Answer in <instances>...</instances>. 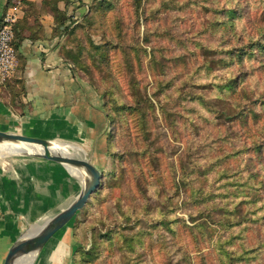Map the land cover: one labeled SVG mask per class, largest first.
I'll return each instance as SVG.
<instances>
[{
  "label": "rangeland",
  "instance_id": "rangeland-1",
  "mask_svg": "<svg viewBox=\"0 0 264 264\" xmlns=\"http://www.w3.org/2000/svg\"><path fill=\"white\" fill-rule=\"evenodd\" d=\"M100 1L90 0L89 7ZM117 5L111 15L115 27L105 32L115 42L108 59L86 64L113 109L122 110L115 115V150L128 156L122 165L116 160L111 177L110 161L101 193L70 222L74 229L78 221L80 264H264V0H118ZM71 18L67 25L83 20ZM81 34L91 50L105 42L100 31ZM153 55L158 64L151 67ZM78 74L89 78L83 71ZM232 80L245 90V118L240 114L228 122L223 117L221 124L210 107H232L229 91L222 101L223 88L216 92L217 85ZM168 87L178 96L177 112L183 113L179 104L194 106L207 118L190 114L188 138L182 129L185 117H177L176 141L161 112L159 95L165 105L162 92ZM201 95L208 100L204 105L190 100ZM146 99L153 102V112L149 105L141 106ZM129 107L151 113L146 136L135 132L137 123L126 117ZM238 108L235 114L241 112ZM144 150L171 188L158 195L150 189L147 199L138 196L145 186L141 182L143 187H137L135 171L136 154ZM69 152L75 151L70 147ZM25 155L1 151L0 166ZM75 178L83 187L84 180ZM189 184L194 195L185 194Z\"/></svg>",
  "mask_w": 264,
  "mask_h": 264
},
{
  "label": "crops",
  "instance_id": "crops-1",
  "mask_svg": "<svg viewBox=\"0 0 264 264\" xmlns=\"http://www.w3.org/2000/svg\"><path fill=\"white\" fill-rule=\"evenodd\" d=\"M7 1L0 0V18L8 11ZM21 1L14 0L13 6L20 39L18 67L11 79L22 82L24 92L13 101L0 84V131L66 142L99 171L107 170L109 122L103 98L63 58L64 35L56 33L62 15L82 20L90 0H24L32 6ZM9 161V166H0V264L25 230L63 210L83 190L75 178L83 175L65 165L30 154ZM75 248L69 223L32 264H72Z\"/></svg>",
  "mask_w": 264,
  "mask_h": 264
},
{
  "label": "trees",
  "instance_id": "trees-1",
  "mask_svg": "<svg viewBox=\"0 0 264 264\" xmlns=\"http://www.w3.org/2000/svg\"><path fill=\"white\" fill-rule=\"evenodd\" d=\"M118 0H102L100 2H98L97 4L91 5L89 7V11L86 14V16L83 18L82 22L80 23H76L72 26V24L70 23V25H67L68 19L66 18V16L62 15L61 20L59 19V21H57V25H56V33L59 34V36L64 35V41L63 44L61 46V55L63 56V58L68 61L73 69L75 70L76 73H81V71H83L84 73H87L89 75V78H85L88 83L92 86V88L99 93L102 98H103V110L106 114V117L108 119L109 122V133H108V156L110 158L111 161V167L113 169V171L108 175L111 177V175L113 176L114 174V170L116 168V160H119V165H122V163L125 162L124 158H126L128 155H126L125 153H120L116 152L115 150V142H116V122H117V118H115V115H119L121 113V108H119L118 110H114L112 107V104L110 102V100H107L108 94L107 92H103L101 91V89H99L98 84L95 82L94 77L90 76L92 73L89 71L88 69V65L86 64L88 59H92V60H96L97 57H100V59L102 60H107L108 56H109V52L111 49V45H114L115 42H112L111 40H108L109 36L105 33L107 31V27L110 26L112 29H114L115 27V23L114 19L111 18L112 13L114 12V7L115 9H117L118 5H117ZM22 4H28V5H33L32 3L28 2V1H21ZM15 6L14 5V0H8L6 5L4 6L5 11L9 10L11 7ZM230 12L234 13V10H230ZM2 21L3 18H0V27L2 26ZM63 27V29H61ZM20 22L18 20V22L15 25L14 31H15V39H14V47L18 48V44L19 41L18 39H20ZM88 29V30H95V31H100L103 35V38L105 39V42L103 44H101L100 46H93V50H91L90 48L86 47V45L84 44V38L82 39V31ZM263 43V42H261ZM260 43V45H261ZM264 46V45H263ZM132 51L130 50V53ZM240 54V53H239ZM158 59L156 58V56H152V59L150 61V66L152 67L153 64H158ZM209 71V68H207ZM87 75V76H88ZM91 77V78H90ZM162 80L158 81V86L162 87L160 89V91H162L163 89V85L162 84ZM239 82L237 80H232L231 82H229V84H223V85H215L213 84L212 86H216V92L218 90H220V86L223 88L222 90V95L223 98H219L220 93H216V97L219 98L221 101L223 99H225L227 97V93L228 91L232 94V107L228 108V109H221V110H214L213 107L211 106L210 108H212L213 112L215 113L214 116V120L217 121H221V124H224V118L223 117H227L228 122H233L236 115H240L241 114V118H245L244 116V112L242 110V101H243V96L245 93V90L240 91L239 89ZM186 85V84H185ZM200 85V84H199ZM200 86L202 87H207L206 84H201ZM6 89H8L9 93L12 96V100L15 101L17 97H19L20 95H22V93L24 92L23 86H22V82L20 81H11L10 83H8L6 86ZM172 87V85H171ZM171 87H168L167 91L162 92V94H164V97H167V102L165 103V105H162V102L160 100V95H159V104L161 105V112L164 116L165 122L167 123V125H170V129L172 131L173 134V138L176 139L177 141V135H178V124H177V117L183 116L185 117V123H184V127L182 128L185 132V137L188 138V136L190 134H192V129L189 128V124H187V121H189V123H191V113H195L197 115V117L199 116L200 118H204L205 120H207V118H205L202 113L198 110V107L195 108L194 106L190 107V108H186L185 106H182L181 104H179V107H181L183 109V113L181 114L180 112H177L176 110V103L178 102V96L174 97L172 95L173 91ZM168 93V94H166ZM180 95V94H179ZM171 99V100H170ZM254 99V98H253ZM190 100H195L194 102H196L199 106L200 105H204V103H206L208 100L207 98H205V96L201 95L198 98H195V96H193ZM191 102V101H190ZM136 104H140L137 101H135ZM180 103V102H179ZM147 104L149 105V108L151 109V112H153V110L155 109V106L153 105V102L150 99H146L143 101V103L141 102V106ZM238 105H240L241 108V112H238L237 114H235V111H238ZM139 106V107H141ZM172 106V107H171ZM172 108V109H171ZM141 110V109H140ZM140 110H135L132 107H129L126 109V117L128 115V118H132L134 120L135 123H137L135 125V132L136 130L138 132H140L141 134H143L144 136H146L149 133V127L147 124L148 119L151 117V113L150 114H142L138 111ZM201 110V109H200ZM142 112V111H141ZM188 113V114H186ZM139 114V115H138ZM245 122V121H244ZM216 127V134L220 135L221 134V130L219 129V125L217 124H213ZM192 127V126H191ZM191 129V130H190ZM248 128L245 130L244 134L247 133ZM119 131H117L118 133ZM135 132L132 133V135H135ZM215 132L213 131H209L210 134H215ZM226 136H222L220 135L219 138L220 139H225ZM188 142V140H187ZM258 148L260 149L261 146L259 145ZM228 154V153H226ZM137 156V160L136 161V172H137V187H143L142 183H144L145 186V190L144 192L138 194L139 198L141 199H147V195L149 193V190L151 189V191H155V194L158 195V193L160 192V189L163 190V194H165L167 192V189H171L168 186H165V184H169L168 178L164 177V172H161L160 170H153L151 164H150V155L147 153L146 150H144V152H137L136 154ZM229 156V154H228ZM169 158H166L165 160H168ZM118 162V161H117ZM174 161H172V165ZM159 164V163H158ZM174 171H175V167ZM125 170L123 169L122 172H124ZM102 174V178H101V182L99 187L97 188V190L91 195L88 203L86 204V206L89 204V202L93 199V197L97 196L98 194L101 193V190L103 189V181L105 179V177H107V175L104 174V172H101ZM183 180V178H182ZM192 185H188L187 188L185 189V194H195L196 191L193 190ZM139 189V188H138ZM225 196V195H224ZM161 198V196H159ZM170 201H173L174 199V195L171 196ZM147 202L145 204H143L144 207H147ZM225 205L226 204H222L220 207L221 209H225ZM146 214V213H145ZM144 214V215H145ZM77 223L76 222L74 229H73V237L74 240L76 242V250L75 253L73 255V259H72V264H80L83 259H79L81 252H80V244L78 241V237H77ZM198 251L201 250V248H197ZM206 264V263H205Z\"/></svg>",
  "mask_w": 264,
  "mask_h": 264
},
{
  "label": "water",
  "instance_id": "water-1",
  "mask_svg": "<svg viewBox=\"0 0 264 264\" xmlns=\"http://www.w3.org/2000/svg\"><path fill=\"white\" fill-rule=\"evenodd\" d=\"M53 142V140L0 131V145L10 144L41 147L43 149L41 153L25 154L35 155L65 165L66 167H74L84 173V186L78 198L63 210L52 216L43 218L25 230L8 250L3 264H17L19 261H22V259L31 255H35L36 258L38 253L55 234L68 225L76 217L77 213L86 206L91 195L100 185L102 178L101 171H99L90 160L79 154L69 156L55 153L52 150Z\"/></svg>",
  "mask_w": 264,
  "mask_h": 264
},
{
  "label": "built area",
  "instance_id": "built-area-1",
  "mask_svg": "<svg viewBox=\"0 0 264 264\" xmlns=\"http://www.w3.org/2000/svg\"><path fill=\"white\" fill-rule=\"evenodd\" d=\"M0 27V84L11 79L18 67L17 50L14 47L15 25L18 22V10L11 7L3 15Z\"/></svg>",
  "mask_w": 264,
  "mask_h": 264
},
{
  "label": "bare ground",
  "instance_id": "bare-ground-1",
  "mask_svg": "<svg viewBox=\"0 0 264 264\" xmlns=\"http://www.w3.org/2000/svg\"><path fill=\"white\" fill-rule=\"evenodd\" d=\"M64 146L68 147V148H65ZM70 147H74V146L69 145V144H64L63 142L54 141L52 150L55 153H60V154L69 155V156L78 155L79 154L78 152L70 153L69 152V148ZM74 148L77 149V147H74ZM1 151H4V152H7L9 154L14 155V154H20V153H36V152L37 153H41V152H43V149L41 147H37V146L27 147V146H23V145L3 144V145H0V152ZM69 168L73 169V170H76L80 174L84 175V173L81 170H79V169H76L74 167H69ZM34 259H35V255H31L29 257H26V258L22 259V261H19L17 264H32Z\"/></svg>",
  "mask_w": 264,
  "mask_h": 264
}]
</instances>
